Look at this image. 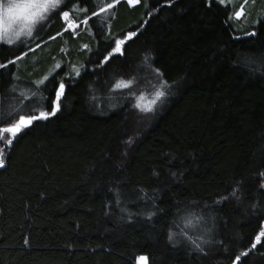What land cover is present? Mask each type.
Returning a JSON list of instances; mask_svg holds the SVG:
<instances>
[{
  "label": "trees",
  "instance_id": "16d2710c",
  "mask_svg": "<svg viewBox=\"0 0 264 264\" xmlns=\"http://www.w3.org/2000/svg\"><path fill=\"white\" fill-rule=\"evenodd\" d=\"M0 65V121L65 83L3 148L0 264H264V0H64Z\"/></svg>",
  "mask_w": 264,
  "mask_h": 264
},
{
  "label": "snow or ice",
  "instance_id": "6c2138e0",
  "mask_svg": "<svg viewBox=\"0 0 264 264\" xmlns=\"http://www.w3.org/2000/svg\"><path fill=\"white\" fill-rule=\"evenodd\" d=\"M64 0H0V43H6L8 45H11L14 43V40L10 38V32L12 36H15L16 38H19L21 36V33L24 32L27 36L32 37L33 35V28L37 23L47 18V14L50 10H54L62 4ZM139 0H128V3L130 5H133L135 3H138ZM114 5L112 3H108L105 6H101L99 8V12L103 13L107 11L108 9H111ZM243 8V6H242ZM99 13L93 12V15H98ZM236 17L239 18L242 15V10L237 11L235 13ZM63 18L65 20L69 19V12H63ZM16 22H19L20 24V30H12V25ZM87 19L83 20V24H87ZM79 25H74L73 23L69 22L68 27H78ZM135 33H130L127 37L128 39H131L132 36H134ZM251 35H255V33H251ZM125 43V39H116L115 40V47L108 54V56L105 57V62H107L111 56L115 53H121L122 52V45ZM37 47L39 45L37 44ZM33 49H29V51H32ZM17 60L19 57L16 58ZM16 60L10 61V63H15ZM7 65H0V67H6ZM78 74V73H77ZM48 77L45 76L43 79L39 80L38 84H44L45 80H47ZM133 84V80H118L114 88L115 89H126L130 88ZM166 86V85H164ZM55 93V101L53 102L51 107V111H41L38 115H19L18 119L15 120V122H4L0 121V124L3 123H9L11 126L9 127H3L0 128V133L10 134L11 139H7V143L11 145L12 139L16 137L18 133H20L24 128L31 127L34 123V121L37 120H46L50 116H54L59 110L61 106V98L64 96L65 92V83L61 81L58 85V87H55L53 89ZM164 91L157 90L155 92V95L153 98L148 100L146 103L145 96L140 95L136 98L137 102L135 104V107L139 108L141 111L149 112L152 110V107L156 102L160 99V97L164 96ZM4 166V159L2 158V154H0V167ZM192 221H188V225H191ZM186 225V226H188ZM175 234L170 233L169 240L173 238ZM261 237H264V231H262L260 234L256 236V243L261 242ZM256 243L252 244V247H256ZM200 245L197 244L196 248H199ZM241 255H246V253H242ZM240 260V256L236 257V262ZM137 264H147V257L140 256L137 260Z\"/></svg>",
  "mask_w": 264,
  "mask_h": 264
},
{
  "label": "rangeland",
  "instance_id": "374dc122",
  "mask_svg": "<svg viewBox=\"0 0 264 264\" xmlns=\"http://www.w3.org/2000/svg\"><path fill=\"white\" fill-rule=\"evenodd\" d=\"M128 1V0H127ZM68 24L69 23H67L66 24V26L68 27ZM69 29H72V28H74V27H72V28H70V27H68ZM12 30H16V31H19L20 30V24H19V22H16V23H14L13 25H12ZM27 35L24 33V32H22L21 33V36L19 37V38H23V37H26ZM129 36V35H128ZM127 36V37H128ZM127 37H125V41H127L128 40V38ZM10 38L11 39H13V40H16V39H19V38H16L15 36H12L11 35V32H10ZM123 46V45H122ZM115 54H120V53H115ZM19 134V133H18ZM5 137L7 138V139H11V135L10 134H5V133H0V154H2V158H3V148H6L7 146H9V144L7 143V139H5ZM13 140V139H12Z\"/></svg>",
  "mask_w": 264,
  "mask_h": 264
},
{
  "label": "water",
  "instance_id": "95a60500",
  "mask_svg": "<svg viewBox=\"0 0 264 264\" xmlns=\"http://www.w3.org/2000/svg\"><path fill=\"white\" fill-rule=\"evenodd\" d=\"M1 168V167H0Z\"/></svg>",
  "mask_w": 264,
  "mask_h": 264
}]
</instances>
